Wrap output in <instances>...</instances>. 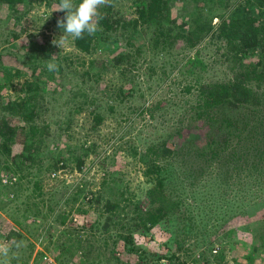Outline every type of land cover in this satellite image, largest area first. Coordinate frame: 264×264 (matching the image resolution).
I'll return each mask as SVG.
<instances>
[{"label": "trees", "instance_id": "1", "mask_svg": "<svg viewBox=\"0 0 264 264\" xmlns=\"http://www.w3.org/2000/svg\"><path fill=\"white\" fill-rule=\"evenodd\" d=\"M174 1L176 0H129L133 14L124 13L120 7L124 0H111L109 6L101 7L100 16L97 18L100 30L96 35L85 34L84 39L71 40L77 49L89 56L88 60L84 58L83 61L90 64V69H85L83 73L76 74L77 70L74 73L68 71L71 67L69 56L59 51L54 52L55 45L49 38L44 39L42 44L31 46L32 55H36L40 60H34L30 65L31 68L38 69V72L33 70L32 77L23 81L22 89L26 91L18 96L15 103L17 109L9 114L0 112V154L12 158L10 161L4 159L3 165V159L0 158L2 169L28 177L32 188L17 196L15 191L14 197L10 196L9 189L0 190V206L2 205L11 217L13 214L16 217L20 216L19 218H26L30 206L37 208L39 204L32 200L34 196L45 200L41 183L44 177H41L40 171L64 167L67 159L62 155L64 151L72 152L69 157L78 159L79 167L83 162L80 156L74 153L77 148L68 142L67 147L56 154L50 153L52 149L50 147L44 154L41 148L42 144L47 145L48 136L56 134L50 130L48 122L36 121L42 112L39 97H43V94L40 89H46L42 84L43 79L50 80L54 76V72H47L46 65L55 63L62 78L69 75V80H76L74 87L69 88L68 95L74 100L73 108L76 112L88 109L91 119L89 127L92 130L98 129L106 117L105 113L115 111L120 101L138 91L132 86L137 85L138 77L134 68L138 66L143 52L151 49H156L163 55L161 57L164 63L161 65L164 68L161 69L162 74L159 77L164 79L163 86L167 84L166 92H172L174 97H186V100L184 104L177 103L179 109L185 111L182 112L181 118H178L179 121L174 120L171 124L175 133L183 136L179 137L177 144L169 145L166 141L170 135L168 133V138L162 140L164 143L151 140L142 151L136 145H130L134 157L139 156L145 163V172L149 174V179H156L155 185L148 189L150 206L137 211L140 221L146 227L164 221L181 243L180 237L183 234L194 237L198 231L206 236L207 233L210 235L215 233V228L236 209L237 203L242 201L244 204L248 203L244 201L245 196L240 193L241 190L247 189L250 194L254 192L257 187L255 180L264 173V169L254 170L257 166H264V90H260L264 85V0H235V3L239 4H233V8L231 6L234 0H209L217 5L216 12L210 10L201 13L193 9V14L187 13V9L200 0H179L182 2L184 13L188 16L187 20L181 22H178L177 17L171 13ZM31 2L33 0H0V6L6 3L11 11H17L21 4ZM79 2L80 0H74L76 4ZM59 15L63 16L64 13L59 12ZM214 16L220 17L221 21L217 24L213 22ZM152 26L154 29L149 31L148 28ZM207 37L214 42L217 41L220 45L215 43L219 49H225L222 50V54L228 61L229 75L211 80L196 72L197 74L190 78V82L183 86L180 84L184 82L185 77L180 81L177 77L169 81L171 79L169 71L185 68L192 76L194 68L191 65L200 64L204 67L208 65L204 55L199 51L201 49L198 50ZM177 42L180 45L176 47ZM173 48L180 51L187 49L188 53L190 49H197L199 57H193L192 60L183 59L182 62L173 55ZM102 53L108 55L107 59H100ZM2 55L0 51V58ZM253 55H257V60H254ZM153 66L154 64L151 67ZM102 68L104 71L107 68L119 70L121 76L128 79L126 85L131 84L128 85L129 89L125 85L112 88L105 84L100 89L97 87L93 93L94 81H98L97 77L102 73ZM94 69L97 70L92 71ZM15 71L21 72L19 68ZM8 81H12L9 74L7 77L0 76V93ZM177 82L180 83L178 89L174 85ZM143 93L140 90L139 96ZM166 97L163 95L153 100L151 104L146 99L142 104L135 103L134 116L146 110L154 114L152 112L163 108ZM2 104L0 95V106ZM132 118L128 120L131 121ZM16 120H19V123H15ZM22 121L28 124V128L20 124ZM68 121L64 126L63 123L60 124L55 141H59L65 134L68 137L71 135L72 120ZM196 121L199 126L207 127V133L214 135L211 143L203 145L204 143L196 141L198 133L192 132L189 128L191 123ZM17 139L22 150L13 152V145ZM236 148L240 150V154L233 152ZM47 162L49 165L45 167ZM222 172L225 176L221 178ZM3 173L12 174L9 171ZM152 174L157 176L154 177ZM176 184L179 185L174 187ZM189 184H192L191 188ZM168 187L171 190L166 195L163 189ZM184 191L189 192L185 195ZM163 195L166 196L165 200L156 203V200L162 201ZM118 205L120 206L118 200L111 199H107L104 204L107 210L114 212V216L117 214L115 208ZM50 209L53 207L50 206ZM113 221L112 214H108L103 222L100 220L97 222V228L100 231H108ZM7 223L9 222L0 215L1 230ZM17 229L5 230L6 236L10 237L11 233H16L22 237L21 230ZM123 238L125 250L143 258L144 261L129 259L121 262L120 258L113 257L116 258L113 260L110 255L106 256L105 259L109 260L105 264H185L179 254H173L164 260L160 256L142 252L144 246L136 242L130 233L124 234ZM116 241L118 239H113V242ZM79 249L83 260L77 261L76 264H83L84 261L95 263L101 259L91 236L81 239ZM223 250L224 247L220 251ZM112 252H115L114 248ZM249 254L254 260L255 254L251 252ZM214 255L218 254L210 250V255L204 263L212 264L208 259Z\"/></svg>", "mask_w": 264, "mask_h": 264}, {"label": "rangeland", "instance_id": "2", "mask_svg": "<svg viewBox=\"0 0 264 264\" xmlns=\"http://www.w3.org/2000/svg\"><path fill=\"white\" fill-rule=\"evenodd\" d=\"M60 3L59 0H33L31 3L21 4L17 11H11L6 3L0 6V51L3 53L0 58V64H2L0 65V76L7 77L9 74L12 77V81H8L1 88L0 95L3 104L0 106V112H5L3 114H9L17 109L15 103L18 96L26 91L22 89L23 81L31 78L34 71L38 72V69L35 70L30 65L32 61L40 60L36 55H32L31 46L42 44L44 39L48 38L50 41L59 40L63 35V30L57 27L56 21ZM233 4L239 3H235L234 0L231 8L234 7ZM120 7L124 13L133 14L129 0H124ZM193 9L201 13L210 10L216 12L217 5L209 0H200L187 9V13L193 14ZM171 13L177 17L178 22L188 19L182 9V2L179 0L173 2ZM220 21V17H213V22L216 24ZM148 29L152 31L154 28L152 26ZM215 42L220 45L217 41ZM215 42L207 37L200 44L198 50L201 49L199 51L201 55H204L208 65L205 67L200 64L191 65L194 68L192 76L185 68L168 72L171 75L169 81L175 77L180 81L185 77L182 84L178 82L174 84L177 89L178 84L183 86L186 82H190V78L197 73L211 80L222 79L229 75L228 61L222 54V50L225 49H219ZM179 45L180 43L177 42L176 47ZM53 50L69 56L71 63L69 72L74 73L77 70L76 74H79L85 69H90V64L83 61L84 58L88 60L89 56L77 49L71 40L62 48L55 45ZM172 50L173 55L182 62L183 59L192 60L193 57H199L197 49H190L189 53L187 49L180 51L173 48ZM161 56H163L162 53L157 52L156 49L143 52V56L137 63L138 66L134 68L138 77L137 85L132 86L138 91L133 96L130 94L120 101L115 111L105 113L106 117L98 129H90L89 120L91 119L87 108L81 110L82 113L76 112L73 108L74 100L68 94L69 88L74 87L76 80H69V75L62 78L59 71H55L50 80L43 79L42 84L46 86V89H40L43 94V97H39L42 112L36 121L48 122L50 130L57 134L60 124L63 123L62 126H64L71 119L72 129L69 137L65 134L59 141L54 140L56 134L48 136L47 145L42 144L41 148L44 154L49 147L52 148L50 153L56 154L67 147L68 142L77 148L74 153L79 155L83 162L79 167V160L69 157L72 152L64 151L62 155L67 158L64 167L46 171L42 169L40 173L42 172L41 177H44L41 183L45 200L34 196L32 200H36L39 205L37 208L30 206L26 218H19L20 216L16 217L13 214L12 218L6 209L0 206V215L9 222L5 228L2 230L0 228V242L7 243L11 248L8 258H0L4 264H76L77 261L83 260L79 248L81 239L87 236L94 239L96 252L101 259L95 263L84 261L83 264H105L109 260L105 259L106 256L110 255L112 259L113 257L120 258L121 262L129 259L143 262V258L125 250L123 235L127 233H130L136 242L144 246L142 252L160 256L164 260L173 254H179L185 264H205L204 261L210 255L211 250L214 254H218L209 257L208 260L212 261V264H264V173L255 180L257 187L254 192L250 194L247 189L241 190L240 193L243 197L245 196L244 201L248 203L244 204L243 201L237 203L236 209L231 211L227 219L215 228V233L212 230L213 234L207 233L208 237L200 231L194 237L183 234L180 237L181 243H179L164 221L155 225L147 224L149 227L144 226L140 221L137 211L145 210L150 206L148 189L155 185L154 180L156 179H149V174L145 172V163L139 156L134 157L130 145H136L142 151L151 140L164 143L162 140L168 138V133L170 135L166 141L169 145H175L179 137L183 138L182 135L175 133L171 124L174 120L179 121L178 118H181L182 112L185 111H181L177 103L184 104L186 97L178 98L174 97L172 92H166L167 84L163 86L164 79L159 77L162 74L161 69L164 68L161 65L164 63ZM107 57L106 53L100 55L101 60ZM253 58L257 60V55H253ZM152 64H154L153 67H151ZM16 68H19L21 72L17 73ZM95 70L97 69L92 71ZM121 75L117 69L107 68L104 71L102 68V73L97 77L98 81H94L93 93L97 87L100 89L105 84L112 88L125 85L129 89V83L126 85L128 79ZM263 86L260 90H264ZM140 90L144 92L141 96H139ZM163 95L167 97L163 101L165 105L162 109L158 108L152 112L154 114L146 110L134 116L135 103L142 104L146 99L151 104L153 100ZM131 117L134 119L129 121ZM15 123H19V120ZM197 123L198 121L191 123V126L187 125L192 132L198 133L196 141L204 143L203 145L211 143L214 135L207 133V127H201ZM20 124L28 128L26 122L22 121ZM67 138L68 141H66ZM83 144L85 147L82 146ZM13 147V152L22 150L18 139ZM234 151L240 154L238 148ZM0 156L3 159L2 165L4 159H9V161L12 159L6 154H0ZM2 165L0 164V176L14 175V171L2 169ZM46 165H49V162L45 164V167ZM182 168L185 170L184 167ZM256 168L263 170L264 166H257L254 170ZM6 171L12 174L3 173ZM15 174L16 180L0 183V190L9 189L11 197L15 196V191L17 196V194L32 190L28 177L19 173ZM222 175L221 178L225 176V173L222 172ZM29 177L33 178L32 175ZM188 186L191 188L192 184ZM169 188L163 189V193L167 195L171 190ZM188 192L184 191V194ZM165 198L166 196L163 195L162 201L156 200V203H162ZM107 199L118 200L120 203V206L115 208L117 212L115 216L114 212L111 213L104 206ZM50 206L53 207L52 210ZM35 210L36 214L33 215ZM108 214H112L114 221L108 231H100L97 228V222L99 220L103 222ZM11 228L20 229L22 237L16 233H11L10 237H7L5 230ZM113 239H118V241L113 242ZM17 244L19 247H16ZM223 247L224 250L220 251ZM113 248L115 252H112ZM250 252L255 254L254 260L249 256Z\"/></svg>", "mask_w": 264, "mask_h": 264}, {"label": "clouds", "instance_id": "3", "mask_svg": "<svg viewBox=\"0 0 264 264\" xmlns=\"http://www.w3.org/2000/svg\"><path fill=\"white\" fill-rule=\"evenodd\" d=\"M110 3L111 0H80L79 4L74 3V0H61L57 11L63 12L64 15L58 18L57 27L63 30V35L52 43L62 48L69 40L84 39L85 34L95 36L100 30L97 19L100 16L99 10ZM47 68L49 72H55L58 65L49 63ZM16 247H19V244ZM10 253L9 245L0 242V258H8ZM0 264H4V261L0 260Z\"/></svg>", "mask_w": 264, "mask_h": 264}, {"label": "built area", "instance_id": "4", "mask_svg": "<svg viewBox=\"0 0 264 264\" xmlns=\"http://www.w3.org/2000/svg\"><path fill=\"white\" fill-rule=\"evenodd\" d=\"M16 176L15 175H8V174H5V175H1L0 176V183H6L7 181H14L16 180Z\"/></svg>", "mask_w": 264, "mask_h": 264}]
</instances>
